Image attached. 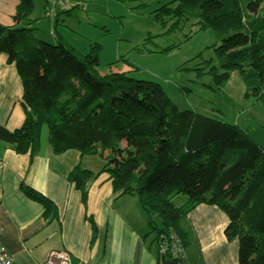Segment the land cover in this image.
<instances>
[{"label":"trees","instance_id":"16d2710c","mask_svg":"<svg viewBox=\"0 0 264 264\" xmlns=\"http://www.w3.org/2000/svg\"><path fill=\"white\" fill-rule=\"evenodd\" d=\"M32 9V0H19L14 23H0V53L20 76L25 111L20 127L0 125V141L32 158L47 125L55 152L99 153L100 172L109 174L113 189L138 200L146 216L144 239L155 246L156 264H178L190 243L180 222L200 203L217 205L228 216L224 232L227 239L238 238L236 264H264L263 148L238 124L180 110L155 81L125 71L100 72L101 45L81 53L56 28L57 17L75 8L56 15L53 42L35 37L22 23ZM158 9L169 17L162 22L171 20L169 30L184 22L196 25L185 39L196 31H215L217 65L207 60L205 67L194 66L198 78L208 74L221 87L238 70L244 95L264 104V0H171ZM95 175L79 164L67 174L84 206L87 183ZM20 188L43 205L45 217H57L49 198L23 181ZM175 194L185 198L182 205H174Z\"/></svg>","mask_w":264,"mask_h":264},{"label":"crops","instance_id":"0c3cea01","mask_svg":"<svg viewBox=\"0 0 264 264\" xmlns=\"http://www.w3.org/2000/svg\"><path fill=\"white\" fill-rule=\"evenodd\" d=\"M18 1L0 0L1 24L14 23L12 17ZM70 2L75 9L79 6L78 0ZM38 4L42 6L41 16L31 12L22 23L37 38L45 39L42 35L48 32L53 42L56 15L71 7L47 17L45 1L39 0ZM57 20L56 28L64 40L79 52H88L90 43L74 37L64 13ZM121 58L111 62L107 72L130 74L134 67L126 57ZM22 95V82L15 65L7 61L5 53H0V125L8 130L20 127L24 121ZM234 121L246 131L239 121ZM252 139L264 150L255 137ZM77 164L96 174L87 183L85 206L80 190L67 178ZM103 164L104 159L97 152L81 155L76 148L55 152L47 125L42 127L40 149L32 158L0 141V243L13 264H44L52 250L68 251L70 264H156L155 246L144 239L147 223L144 214L138 211V201L133 195L113 189L109 174L100 172ZM22 181L54 203L57 217L43 215V205L20 188ZM179 195H173L172 201ZM180 201L174 205H182L185 198L182 196ZM87 217L92 218L94 230ZM228 222V216L217 205L200 203L192 208L180 222L190 243L181 252L178 264H236L238 238H226L224 230Z\"/></svg>","mask_w":264,"mask_h":264},{"label":"rangeland","instance_id":"374dc122","mask_svg":"<svg viewBox=\"0 0 264 264\" xmlns=\"http://www.w3.org/2000/svg\"><path fill=\"white\" fill-rule=\"evenodd\" d=\"M38 1L33 0L32 13L41 16L42 6ZM78 1L79 6L71 14H64L66 24L74 37L90 43L89 49L91 44L101 45L100 72H107L111 62L126 57L134 67L131 76L159 83L180 110L192 109L229 123L237 120L264 147V104L244 95L239 71L233 70L219 87L212 76L198 78L192 70L196 65L205 67L202 61L210 60L217 65L213 45L218 41L213 29L196 31L187 39L184 34L196 30L194 23L184 22L180 29L169 30L171 20L162 22L169 17L158 8L171 0ZM42 37L51 42L48 32ZM173 43L178 45L168 51L161 50ZM120 143L125 145L124 140ZM181 197V194L175 196L173 203L180 204Z\"/></svg>","mask_w":264,"mask_h":264},{"label":"built area","instance_id":"2783aa9c","mask_svg":"<svg viewBox=\"0 0 264 264\" xmlns=\"http://www.w3.org/2000/svg\"><path fill=\"white\" fill-rule=\"evenodd\" d=\"M71 7L70 0H48L45 8V16L53 17L54 13L59 9H68ZM164 247H160L163 250ZM174 253L178 251L177 247L173 248ZM0 264H13L12 257L7 253L5 247L0 243ZM44 264H70V254L66 250L50 251Z\"/></svg>","mask_w":264,"mask_h":264},{"label":"water","instance_id":"95a60500","mask_svg":"<svg viewBox=\"0 0 264 264\" xmlns=\"http://www.w3.org/2000/svg\"><path fill=\"white\" fill-rule=\"evenodd\" d=\"M164 264H171V261H170V260H166V261L164 262Z\"/></svg>","mask_w":264,"mask_h":264}]
</instances>
